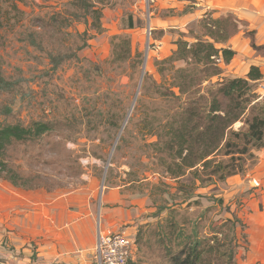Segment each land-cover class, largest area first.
Here are the masks:
<instances>
[{
  "label": "rangeland",
  "instance_id": "rangeland-1",
  "mask_svg": "<svg viewBox=\"0 0 264 264\" xmlns=\"http://www.w3.org/2000/svg\"><path fill=\"white\" fill-rule=\"evenodd\" d=\"M167 1L158 6L157 0H89L93 6L86 11L78 0H0V64L14 84L13 90L0 92V130L16 124L50 126L40 140L10 147L3 160L23 180L15 186L0 165V197H101L110 186L132 193L149 190L159 206L167 193L177 203L164 217L145 216L133 236L136 262L130 257V263L168 264L164 245L177 253L193 237L212 243L217 236L223 246L205 261L223 264L227 243L245 249L248 244V222L243 231L232 225L235 218L241 222L232 213H241L243 196L231 195L228 182L251 180L264 148L254 141L246 145L248 139L229 131L222 151L209 160L234 165L235 175L220 182L212 178V166L200 168L199 180L192 170L172 178L167 145L172 127L181 123L177 113L193 102L208 109L223 82L236 78L227 69L230 63L218 60L198 66L191 76L195 85L180 92L177 71L188 66L171 61L176 41L191 45L197 35L207 39L216 20L207 14L193 21L173 5L175 0ZM230 29L229 22L217 27V41H224ZM250 84L246 112L231 128L241 137L254 117L264 116V83ZM228 142L240 146L224 148ZM228 150L233 151L230 157L225 156ZM196 187L201 194L196 201L172 192L177 188L188 196ZM235 250L243 257L245 251Z\"/></svg>",
  "mask_w": 264,
  "mask_h": 264
},
{
  "label": "crops",
  "instance_id": "crops-1",
  "mask_svg": "<svg viewBox=\"0 0 264 264\" xmlns=\"http://www.w3.org/2000/svg\"><path fill=\"white\" fill-rule=\"evenodd\" d=\"M157 1L158 6L168 4L167 0ZM189 2L175 0L173 5L193 21L207 14L214 20H235L237 30L226 44L235 52V58L227 69L231 77L247 78L251 68L256 67L264 83V0ZM252 175L251 180L238 182L231 178L228 182L233 186L231 195L243 196L245 203L241 213L232 214L241 220L237 224L244 229L248 222L247 249L237 247L245 251L241 258L240 251L236 255L238 264H264V153ZM172 192L179 196L176 198L190 197L191 201L201 196L200 187L188 196L177 188ZM154 197L149 190L132 193L126 187L110 186L101 197H0V264H97L94 250L100 235L125 232L133 233L131 237L135 239L139 225L146 223L145 216L164 217L168 208L177 203L165 193L158 206ZM190 199L184 198L183 202ZM164 257L170 264V257L165 253ZM130 260L136 262L134 255Z\"/></svg>",
  "mask_w": 264,
  "mask_h": 264
},
{
  "label": "trees",
  "instance_id": "trees-1",
  "mask_svg": "<svg viewBox=\"0 0 264 264\" xmlns=\"http://www.w3.org/2000/svg\"><path fill=\"white\" fill-rule=\"evenodd\" d=\"M195 3L197 0H188ZM80 7L89 11L92 8V4L89 5V0H78ZM99 19V18H98ZM228 20V21H227ZM231 26L230 31L227 33L224 41H217V27L221 28L223 25ZM216 29L211 30V34H208L207 39L201 35L196 36V42L189 45L188 42L179 39L176 41L177 51L174 53L171 61H184L187 64V68L178 70L177 73L181 77V82L177 84V87L181 89V93L185 94L191 86L195 85L192 79V73L198 72V66H209L215 63V61L222 60L225 64H229L234 56L235 52L229 48H226V44L237 30L235 20L232 18H220L215 21ZM3 20L0 14V30L3 28ZM133 28V26L131 27ZM220 32V29H218ZM228 31V29H227ZM217 41V42H216ZM220 45V46H218ZM193 63V64H191ZM263 78L260 70L256 67H252L247 78L230 79L220 86L214 97L211 100V106L206 109L199 102H193L187 108L181 110L176 116L180 118V124L172 127V142L168 146L170 151L169 156L173 157L174 168L169 167L171 176L175 180L186 176V174L192 170L191 174L194 175L196 180L201 178L200 168L209 170L214 166L211 173L212 178H216L220 182H223L226 178H229L234 173V165L229 166L224 162L217 163L215 159H210L215 153H220L223 148H220L221 143L227 135V132L231 131V135L237 138L248 139L246 145L251 142H257L256 147L258 149L264 148V116L254 117L248 127V133L242 135L233 133L232 126L240 121L241 117L246 112V105L250 101L248 98L249 91H251V82L261 81ZM14 89V84L9 81L2 72L0 64V92H8ZM175 118V120H176ZM50 131V126L45 123H36L31 128H24L20 124L7 125L0 130V165L4 171L8 172V179L15 186H19V180L23 178L14 173L10 168L5 165L4 158L8 153V150L15 143H24L40 140L43 135ZM174 145H177L175 147ZM240 145L231 144L228 142L224 148L231 149L233 147L238 148ZM220 149V150H219ZM247 150L243 152L246 153ZM233 151L228 150L225 156H232ZM232 157L231 160H234ZM217 163V164H214ZM214 164V165H213ZM197 182V181H196ZM33 188V187H32ZM197 188V187H196ZM30 190V189H28ZM222 202V201H221ZM233 228L235 229L236 223L240 222L238 219L232 221ZM177 229V226L174 227ZM219 232V231H218ZM216 232V233H218ZM191 243H186L182 249L178 252H174V249L164 246V253L170 257V264H206V255L218 253V248L223 246L220 239L215 236L209 241H200L198 237L194 238ZM225 245V244H224ZM235 245V248H237ZM228 248L226 256L228 258L223 264H236L235 258L237 252L235 248L231 246V243L225 245ZM220 264L219 262H217ZM129 264H135L130 263ZM207 264H211L207 262Z\"/></svg>",
  "mask_w": 264,
  "mask_h": 264
},
{
  "label": "built area",
  "instance_id": "built-area-1",
  "mask_svg": "<svg viewBox=\"0 0 264 264\" xmlns=\"http://www.w3.org/2000/svg\"><path fill=\"white\" fill-rule=\"evenodd\" d=\"M134 242L125 232L100 235L95 248L97 264H128Z\"/></svg>",
  "mask_w": 264,
  "mask_h": 264
}]
</instances>
